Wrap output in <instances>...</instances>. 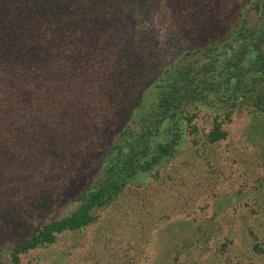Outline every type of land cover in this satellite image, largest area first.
<instances>
[{
	"label": "trees",
	"instance_id": "1",
	"mask_svg": "<svg viewBox=\"0 0 264 264\" xmlns=\"http://www.w3.org/2000/svg\"><path fill=\"white\" fill-rule=\"evenodd\" d=\"M223 4L227 2L219 6ZM155 6L171 21L179 10L187 9L189 15L180 51L160 66L155 61L156 67L143 57V46L152 55L159 47L157 28L165 23L153 14ZM199 10L193 0H0V156L27 154L36 146L30 148L26 139L55 135L58 124L74 118L71 105L82 103L73 92L78 81L83 95L104 91L98 100L107 115L116 106L131 105L97 177L76 196L78 206L31 234L0 235V264H23L24 254L98 221L99 211L128 186L159 178L189 134L199 131L195 120L200 111L213 117L205 135L211 143L226 139L224 124L244 112L250 119L249 139L264 167V0H237L221 35L201 32L205 20L195 16ZM203 34L202 44L192 43ZM107 38L109 46L100 47ZM243 143L233 149L237 154ZM44 151H34L31 167L44 162ZM259 180L264 188V171ZM249 192L237 195L248 199ZM251 192L256 211L262 191ZM41 207L50 210L46 198ZM207 226L197 224L193 235H182L181 247L179 235H170L176 244L163 264H176L192 250L197 253L185 257L186 263L221 264L223 254L230 252L235 255L232 264H264V235H255L252 228V235H214V225Z\"/></svg>",
	"mask_w": 264,
	"mask_h": 264
},
{
	"label": "rangeland",
	"instance_id": "2",
	"mask_svg": "<svg viewBox=\"0 0 264 264\" xmlns=\"http://www.w3.org/2000/svg\"><path fill=\"white\" fill-rule=\"evenodd\" d=\"M193 1L200 4L195 16L205 20L201 32L221 35L226 31L227 17L237 0ZM160 10V6L153 10L156 19L165 21L157 28L159 47L152 55V50L143 46L147 51L143 57L154 67L180 51L183 21L189 17L187 9H182L171 21L168 14L161 17ZM206 36L199 35L192 43L202 44ZM108 42L107 38L100 47H108ZM73 92L80 95L82 103L71 105L74 118L58 124L55 135L40 133L34 140L26 139L28 146H36H29L27 154L0 156V235L31 234L44 223L72 212L78 206L76 196L97 177L114 137L126 124L131 105L116 106L107 115L98 100L104 91L83 95L78 81ZM195 123L199 131L189 134L180 154L160 169L159 178L152 176L144 184L128 186L118 200L99 211L98 221L84 230L60 234L67 236L52 246L24 254L23 264H163L176 244L170 235H179L177 245L181 247L182 235H193L197 224L214 225V235H252L251 228L255 235H264V188L259 180L264 167L257 158V146L249 139L250 119L244 112L235 115L232 122L224 124L227 138L214 143L205 136L213 126V117L200 111ZM238 142L247 143L241 144L237 154L233 149ZM37 149H45L46 158L39 167H31ZM15 165L17 173L12 172ZM247 190L250 198L237 195ZM255 190L262 191L256 211V196L251 192ZM44 198L49 201V211L41 207ZM196 253L182 254L176 264H189L185 257ZM175 257L176 253L172 263ZM234 258L233 253L225 252L221 264H232Z\"/></svg>",
	"mask_w": 264,
	"mask_h": 264
}]
</instances>
